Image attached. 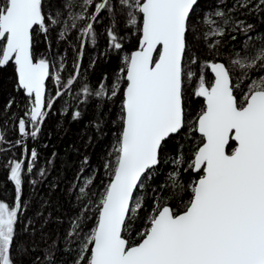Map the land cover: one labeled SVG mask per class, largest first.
<instances>
[{"label": "snow or ice", "instance_id": "6c2138e0", "mask_svg": "<svg viewBox=\"0 0 264 264\" xmlns=\"http://www.w3.org/2000/svg\"><path fill=\"white\" fill-rule=\"evenodd\" d=\"M9 68L0 264H264V0H0Z\"/></svg>", "mask_w": 264, "mask_h": 264}, {"label": "trees", "instance_id": "16d2710c", "mask_svg": "<svg viewBox=\"0 0 264 264\" xmlns=\"http://www.w3.org/2000/svg\"><path fill=\"white\" fill-rule=\"evenodd\" d=\"M53 40L55 41V38L53 37ZM103 41L100 42L101 47H103ZM71 51L69 50V65L71 63ZM85 63H87V57L85 58ZM115 67L114 64H110V63H104V62H99L97 64L96 69L94 70L93 74H92V80L93 82L97 81L98 78L104 73L107 72L109 75L111 74L113 68ZM11 91V69L9 68L7 71L5 70H0V107L3 106L8 93ZM14 110H15V106H14ZM89 117L86 115L84 120L81 121L80 123H73L71 124V126L69 127L67 134L63 136V138L61 139L59 136L57 135H53L51 139L48 138H44L42 140V144H47L48 147L47 148H43L42 146H37V150L41 153L40 156V164L42 165L44 162L45 158H48L51 156V153L53 151H56L60 154L61 157L64 156V152L65 149L68 148V146L72 143V142H78V134L80 132H82L84 130V124L87 123ZM7 129H8V136L11 138L15 137V133L12 131V125L11 123L6 125ZM35 143V142H33ZM99 149L97 148V151ZM14 152H16L17 155H19V149H13ZM4 157L2 154H0V161H3ZM70 160H74L75 156L74 154L69 156ZM58 164V168L57 170L53 171L50 179L54 178L57 175V171H59V160L57 161ZM67 175H71V173H67ZM5 179L3 173H2V164H0V182H3ZM7 188H8V195H11V192L13 190V186L11 185V183L7 184ZM39 195L40 196H44L45 192L47 191V186L45 184V186L41 187L39 190ZM26 192V196L30 194V190L29 189H25ZM5 195V193L0 190V196ZM59 195V190H57V193L54 195V199L57 198V196ZM35 199V198H34ZM31 211L28 213V215H31ZM57 225L56 224H50L49 228H56ZM67 227V223H65L64 225L60 226L61 231H63V228Z\"/></svg>", "mask_w": 264, "mask_h": 264}]
</instances>
